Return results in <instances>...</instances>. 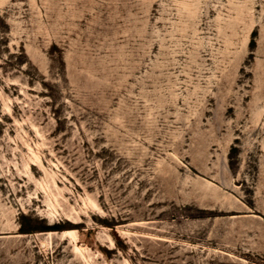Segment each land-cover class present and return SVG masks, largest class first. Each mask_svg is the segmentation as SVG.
Listing matches in <instances>:
<instances>
[{
	"label": "rangeland",
	"instance_id": "374dc122",
	"mask_svg": "<svg viewBox=\"0 0 264 264\" xmlns=\"http://www.w3.org/2000/svg\"><path fill=\"white\" fill-rule=\"evenodd\" d=\"M0 264H264V0H0Z\"/></svg>",
	"mask_w": 264,
	"mask_h": 264
},
{
	"label": "bare ground",
	"instance_id": "6f19581e",
	"mask_svg": "<svg viewBox=\"0 0 264 264\" xmlns=\"http://www.w3.org/2000/svg\"><path fill=\"white\" fill-rule=\"evenodd\" d=\"M74 230H66V231H64V233H63V235L64 236H70V235H72L74 232H73ZM111 241H112V244H113V240L111 239Z\"/></svg>",
	"mask_w": 264,
	"mask_h": 264
},
{
	"label": "trees",
	"instance_id": "16d2710c",
	"mask_svg": "<svg viewBox=\"0 0 264 264\" xmlns=\"http://www.w3.org/2000/svg\"><path fill=\"white\" fill-rule=\"evenodd\" d=\"M36 229L33 228L32 230H27V229H24L25 232H31V231H35Z\"/></svg>",
	"mask_w": 264,
	"mask_h": 264
}]
</instances>
